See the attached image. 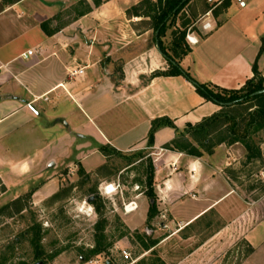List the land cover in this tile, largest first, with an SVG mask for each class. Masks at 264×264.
I'll return each instance as SVG.
<instances>
[{"label":"crops","instance_id":"1","mask_svg":"<svg viewBox=\"0 0 264 264\" xmlns=\"http://www.w3.org/2000/svg\"><path fill=\"white\" fill-rule=\"evenodd\" d=\"M143 1H0V149L4 150L3 139L9 136L44 130L41 101L70 99L84 105L93 127L92 134L84 137L88 142L125 153L148 148L162 151L156 167L167 173L165 190L190 192V198L198 202L188 217L184 216L188 211L181 208L187 199L172 207L171 214L188 220L183 229L202 214L223 213L227 208L232 213L238 208L241 191L232 185L228 189L222 172L228 167L237 169L242 158H247V149L240 142L220 143L214 152L200 156L173 149L179 136L189 138L190 126L221 112L222 106L201 96L184 75L156 74L167 72L170 63L154 42L151 18L129 15ZM214 2L208 18L213 30L192 33L198 43L190 45L182 68L199 83L227 90L240 89L251 80L255 63L264 78V0ZM79 35L87 39L84 52ZM31 50L33 55L22 57ZM79 59L82 64L77 63ZM80 68L82 76L70 77V71ZM46 95L48 100L42 98ZM158 119L150 145L149 134ZM63 120L58 122L69 128ZM47 150L39 149L37 157L20 161L0 154V163L7 164L14 175L34 173L38 168L44 172ZM247 208V214H254L256 202ZM235 225L236 221L226 223L215 237ZM244 237L253 249L249 256L256 262L264 255V218L252 224Z\"/></svg>","mask_w":264,"mask_h":264},{"label":"rangeland","instance_id":"2","mask_svg":"<svg viewBox=\"0 0 264 264\" xmlns=\"http://www.w3.org/2000/svg\"><path fill=\"white\" fill-rule=\"evenodd\" d=\"M208 7L206 0H196L172 20L165 36L170 50L173 33L200 32L206 20L200 12ZM152 8L142 3L138 12L145 15ZM185 41L191 45L187 36ZM78 42L84 52L87 39L79 35ZM256 104L259 101L225 109L212 133L197 135L198 139L190 134L189 141L202 153H211L204 147L209 142L214 152L230 136L232 122L226 118L235 116L243 122ZM40 105L45 110L40 119L44 130L9 136L3 139L4 150L0 149L1 155L15 161L35 158L39 149H48L44 172L38 168L34 173L14 175L7 164L0 163V264H131L137 259L136 264H264V255L253 262L249 256L253 249L244 239L246 230L264 218V129L253 134L261 157L242 158L237 169L228 167L222 172L228 189L232 185L241 191L238 208L232 213L227 208L223 213L202 214L181 229L188 220L171 214L172 207L187 199L181 208L188 211L184 215L188 217L198 202L190 198V192L165 190L167 173L156 167L162 151L148 148L125 153L88 142L84 137L92 134L93 127L84 105L70 99L41 101ZM61 117L69 128L58 122ZM109 184L115 186L114 193H105ZM253 201L255 213L247 214ZM131 202L138 207L127 212ZM231 221L237 225L215 237ZM97 249L102 252L96 254Z\"/></svg>","mask_w":264,"mask_h":264},{"label":"trees","instance_id":"3","mask_svg":"<svg viewBox=\"0 0 264 264\" xmlns=\"http://www.w3.org/2000/svg\"><path fill=\"white\" fill-rule=\"evenodd\" d=\"M20 0H5V4L17 2ZM192 0H157L155 3L152 0H144L142 3L149 4L152 6V12L147 13L142 16L150 17L151 24L155 32L154 42L157 41L158 47L166 59L170 63V69L167 72H157V75H184L190 81H192L197 89V92L209 101H213L222 106L221 112L213 115L210 118L205 119L200 124L195 126H190L188 134L198 139L197 135L212 133L213 126L216 122L220 121L224 115L225 109L233 107L235 105H242L249 102L259 101V104H256L254 107L250 108L248 117L243 118V122H240L234 118L235 116H229L228 122L231 123L229 128V138L223 142L233 144L236 142L242 143L247 149V160H254L258 157H261V152L259 147L256 145V142L253 140V134L258 133L264 129V93L259 95H252L259 90L264 89V78L259 72L258 64L255 63L253 66L254 77L247 81V83L240 89L237 90H227L217 86H211L207 84H202L197 82L191 74L184 70L181 66L182 59L191 52V48L186 44L187 31H182L179 34L177 32L173 33V42L171 50L166 46L165 36L172 20H175L178 15L191 3ZM141 3V4H142ZM137 5L131 9L129 15L139 16V6ZM213 8L210 6L206 9L209 11ZM214 12V10H213ZM43 28L46 29V25L43 24ZM264 49V47H263ZM262 49V50H263ZM211 88L219 90L223 94H227L225 97L223 94L214 92ZM228 105V103H232ZM160 119L156 120L153 124L151 132L149 134V144L153 145L155 139V131L159 127ZM172 124L171 122H169ZM208 129H207V127ZM221 142V143H223ZM209 142H204V147H206L208 152H212L211 148L208 145ZM178 148L190 155L200 156L203 153L189 141L187 135H181L173 143V149ZM152 165V164H151ZM152 167V166H151ZM153 176L151 177L149 184L152 186ZM152 189V188H151ZM151 191V190H150ZM150 196H153L152 191L149 193ZM101 249L95 251L96 254L101 253Z\"/></svg>","mask_w":264,"mask_h":264},{"label":"built area","instance_id":"4","mask_svg":"<svg viewBox=\"0 0 264 264\" xmlns=\"http://www.w3.org/2000/svg\"><path fill=\"white\" fill-rule=\"evenodd\" d=\"M238 1L239 2H242L243 0H238ZM208 2L213 5V8L211 10L207 11L204 14L205 16L203 18H205L206 20L202 24V29L205 30V31H211V30H213V25H212V23L210 21H208V18H210L211 14L213 12V9L215 8V5H216L215 2H214V0H208ZM192 33H193L192 31H189L188 32L187 39H188V41L190 42L191 45L197 44L198 43V38H197V36H195ZM31 55H33V51L32 50L29 51V52H27V53L22 54V57L26 59V58H28ZM83 74H84V69L83 68H80V69H77V70H72V71L69 72V75L72 78H74V77L77 78L78 76H82ZM42 98H44L45 100H48L49 99L48 98V95L43 96ZM110 185L111 184H109V185H107L105 187V193L108 192V188H109ZM137 207L138 206H137V204L135 202H131L128 206H126V210L128 212V210L130 208V209H132V211H134V210L137 209Z\"/></svg>","mask_w":264,"mask_h":264},{"label":"bare ground","instance_id":"5","mask_svg":"<svg viewBox=\"0 0 264 264\" xmlns=\"http://www.w3.org/2000/svg\"><path fill=\"white\" fill-rule=\"evenodd\" d=\"M116 191V188H115V186L113 185V184H111L110 186H109V188H108V194H111V193H114ZM132 211V209H130L129 208V210H128V212H131Z\"/></svg>","mask_w":264,"mask_h":264},{"label":"water","instance_id":"6","mask_svg":"<svg viewBox=\"0 0 264 264\" xmlns=\"http://www.w3.org/2000/svg\"><path fill=\"white\" fill-rule=\"evenodd\" d=\"M262 93H264V89H263V90H259V91L255 92V93L252 94V95H259V94H262ZM232 104H234V102H232V103H228V105H232ZM36 264H43V262H38V263H36Z\"/></svg>","mask_w":264,"mask_h":264}]
</instances>
